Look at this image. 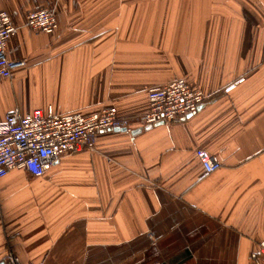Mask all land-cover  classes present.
I'll return each mask as SVG.
<instances>
[{
    "label": "crops",
    "instance_id": "0c3cea01",
    "mask_svg": "<svg viewBox=\"0 0 264 264\" xmlns=\"http://www.w3.org/2000/svg\"><path fill=\"white\" fill-rule=\"evenodd\" d=\"M56 10L53 34L26 16ZM24 61L0 79V123L50 109L135 117L186 80L191 116L110 131L42 177L0 181V263L260 264L264 242V0H0ZM136 127V125H135ZM221 167L206 174L196 152Z\"/></svg>",
    "mask_w": 264,
    "mask_h": 264
},
{
    "label": "built area",
    "instance_id": "2783aa9c",
    "mask_svg": "<svg viewBox=\"0 0 264 264\" xmlns=\"http://www.w3.org/2000/svg\"><path fill=\"white\" fill-rule=\"evenodd\" d=\"M26 25L35 32L53 34L57 29L56 10L42 9L26 16ZM6 12H0V79H10L24 66V61H12L7 56L9 41L17 34ZM149 109L135 116L124 117L117 109H104L91 116L81 114L56 115L50 109L22 115L15 108L0 123V181L14 169H23L33 177H42L53 163L66 154L94 150L95 138L105 132L135 128L144 129L161 122H173L196 114L205 104L203 92L194 90L184 80L151 89ZM136 125V127H135ZM197 158L206 174H213L221 163L209 152L198 150ZM11 264H23L10 256ZM1 264V263H0ZM32 264V263H26ZM260 264H264V242L260 244Z\"/></svg>",
    "mask_w": 264,
    "mask_h": 264
},
{
    "label": "water",
    "instance_id": "95a60500",
    "mask_svg": "<svg viewBox=\"0 0 264 264\" xmlns=\"http://www.w3.org/2000/svg\"><path fill=\"white\" fill-rule=\"evenodd\" d=\"M164 123H165V122H161V123H158V124H156V125H160V124H164ZM156 125H154V126H156ZM154 126H148V127L144 128V129L134 130L131 134H132L133 136H136V135H138L139 133L143 132V130H144V131H148V130L152 129ZM115 131H117V132H126L125 129H117V130H115Z\"/></svg>",
    "mask_w": 264,
    "mask_h": 264
}]
</instances>
